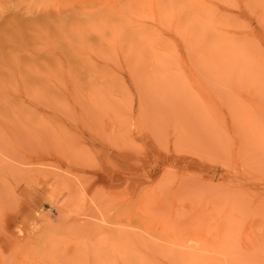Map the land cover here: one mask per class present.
Here are the masks:
<instances>
[{
	"label": "rangeland",
	"instance_id": "obj_1",
	"mask_svg": "<svg viewBox=\"0 0 264 264\" xmlns=\"http://www.w3.org/2000/svg\"><path fill=\"white\" fill-rule=\"evenodd\" d=\"M0 39V264H264V0H0Z\"/></svg>",
	"mask_w": 264,
	"mask_h": 264
},
{
	"label": "bare ground",
	"instance_id": "obj_2",
	"mask_svg": "<svg viewBox=\"0 0 264 264\" xmlns=\"http://www.w3.org/2000/svg\"><path fill=\"white\" fill-rule=\"evenodd\" d=\"M210 14H209V12H208V21L209 22H211V20H210V16H209ZM212 23V22H211ZM1 39H2V37H1ZM1 39H0V42H1ZM1 44H3V42H1ZM14 159V158H13ZM21 160V159H20ZM36 164V163H35ZM56 173V172H55ZM63 178V177H62ZM33 179V178H32ZM83 219V218H82ZM87 219V218H86ZM86 222V221H85ZM87 224V223H86ZM120 226V225H119ZM84 228V227H83ZM89 228V227H88ZM117 228V227H116ZM86 229V228H85ZM94 231V230H93ZM114 238V237H113ZM112 239V238H111ZM217 239V238H216ZM107 240V239H106ZM130 240V239H129ZM131 241V240H130ZM177 244V243H176ZM186 246V245H185ZM228 249V248H227ZM164 250V249H163ZM147 251V250H146ZM217 251H219V250H217ZM219 252H221V251H219ZM215 253V252H214ZM217 253V252H216ZM214 255V254H213ZM225 255V254H224ZM136 256V255H135ZM190 257V256H189ZM219 257H221V256H219ZM142 258V257H141ZM218 258V257H217ZM146 263V262H145Z\"/></svg>",
	"mask_w": 264,
	"mask_h": 264
}]
</instances>
